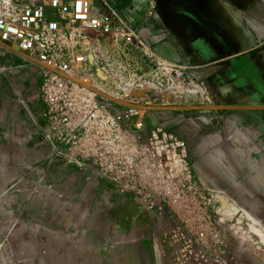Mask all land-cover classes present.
Wrapping results in <instances>:
<instances>
[{
  "label": "built area",
  "instance_id": "1",
  "mask_svg": "<svg viewBox=\"0 0 264 264\" xmlns=\"http://www.w3.org/2000/svg\"><path fill=\"white\" fill-rule=\"evenodd\" d=\"M2 43L41 69L44 116L70 167L165 215L177 264H229L214 193L197 181L187 142L151 114L177 105L189 79L168 71L118 3L0 0Z\"/></svg>",
  "mask_w": 264,
  "mask_h": 264
},
{
  "label": "rangeland",
  "instance_id": "2",
  "mask_svg": "<svg viewBox=\"0 0 264 264\" xmlns=\"http://www.w3.org/2000/svg\"><path fill=\"white\" fill-rule=\"evenodd\" d=\"M153 50L172 73L174 65ZM41 79L34 59L0 44V264H177L165 215L105 179H88L56 153ZM241 256L232 247L229 264H242Z\"/></svg>",
  "mask_w": 264,
  "mask_h": 264
},
{
  "label": "crops",
  "instance_id": "3",
  "mask_svg": "<svg viewBox=\"0 0 264 264\" xmlns=\"http://www.w3.org/2000/svg\"><path fill=\"white\" fill-rule=\"evenodd\" d=\"M109 1L189 79L177 110L170 105L151 114L161 115L189 145L197 181L214 193L229 226L230 250L240 246L242 264H264V0H217L210 27L225 40L203 37L183 59L155 1L154 10L151 0Z\"/></svg>",
  "mask_w": 264,
  "mask_h": 264
},
{
  "label": "flooded vegetation",
  "instance_id": "4",
  "mask_svg": "<svg viewBox=\"0 0 264 264\" xmlns=\"http://www.w3.org/2000/svg\"><path fill=\"white\" fill-rule=\"evenodd\" d=\"M154 1L169 35L177 38L179 45L176 51L181 59L183 56L190 57V45L203 37L210 42L215 39L225 40L224 36H217L210 27L214 22L213 10L219 4L217 0Z\"/></svg>",
  "mask_w": 264,
  "mask_h": 264
},
{
  "label": "bare ground",
  "instance_id": "5",
  "mask_svg": "<svg viewBox=\"0 0 264 264\" xmlns=\"http://www.w3.org/2000/svg\"><path fill=\"white\" fill-rule=\"evenodd\" d=\"M2 44H5V43H2ZM8 45V44H7ZM127 253V252H126Z\"/></svg>",
  "mask_w": 264,
  "mask_h": 264
},
{
  "label": "water",
  "instance_id": "6",
  "mask_svg": "<svg viewBox=\"0 0 264 264\" xmlns=\"http://www.w3.org/2000/svg\"><path fill=\"white\" fill-rule=\"evenodd\" d=\"M212 60H214V59H212Z\"/></svg>",
  "mask_w": 264,
  "mask_h": 264
}]
</instances>
